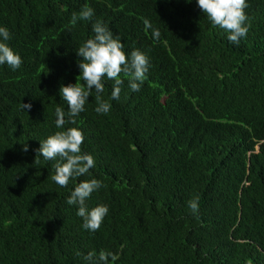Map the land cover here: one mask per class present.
Returning <instances> with one entry per match:
<instances>
[{"label": "trees", "instance_id": "1", "mask_svg": "<svg viewBox=\"0 0 264 264\" xmlns=\"http://www.w3.org/2000/svg\"><path fill=\"white\" fill-rule=\"evenodd\" d=\"M247 3L249 31L234 44L197 0H0L6 43L23 61L0 65V264H88L101 250L116 257L109 264H264V0ZM85 6L93 20L72 26ZM96 20L127 56L149 57L147 79L133 92L121 74L115 100L105 78L110 112L95 111L93 90L58 129L60 87L77 83L76 50ZM67 127L83 132L95 167L62 188L52 180L59 158L36 150ZM90 179L105 186L89 209L109 207L94 233L66 203Z\"/></svg>", "mask_w": 264, "mask_h": 264}, {"label": "clouds", "instance_id": "2", "mask_svg": "<svg viewBox=\"0 0 264 264\" xmlns=\"http://www.w3.org/2000/svg\"><path fill=\"white\" fill-rule=\"evenodd\" d=\"M191 2V0H187ZM199 8L207 16L213 27L219 26L229 33L228 40L239 44L241 38L247 36L249 31V18L246 9L249 7L247 0H197ZM94 10L91 7H83L78 13L71 15V25L75 26L78 21H92ZM94 37L86 40L77 50V55L82 59L78 62L80 75L77 83L61 85L60 96L67 102L68 111L61 107L55 109L56 127L64 129L66 125L74 124L75 117L85 111V104L89 100L93 90L97 94L98 106L95 111L98 114H108L111 103L100 99L104 92L105 78L113 80L114 86L111 98L119 100L123 80L121 74L128 77V85L131 91L138 92L147 79L150 67L149 57L140 50H133L130 57L126 55L124 45L118 36L102 21L96 20L93 25ZM0 65H7L12 70L19 69L23 63L20 55L6 43L11 37L7 28L0 27ZM82 79L83 84L78 82ZM31 103L22 104V108L31 109ZM84 135L75 127H67L66 130L57 131L47 139L40 141L37 156L47 160H59L55 164V174L52 180L60 187H68L71 181L79 177L90 175V169L95 167L92 155L82 153L81 145ZM24 152L28 151V145L24 144ZM102 184L100 180H83L76 184L71 191L66 203L78 207L77 216L83 220L82 227L90 232H96L101 228L104 218L109 213V207L99 204L89 209L87 201L92 193L98 191ZM191 212L195 215L199 211V197L188 202ZM110 259L116 257L109 251L101 250L97 255L89 252L84 256L88 264H109Z\"/></svg>", "mask_w": 264, "mask_h": 264}]
</instances>
